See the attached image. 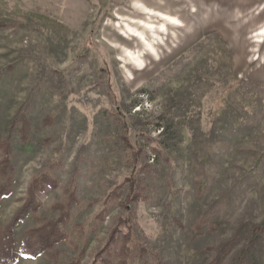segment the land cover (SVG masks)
Wrapping results in <instances>:
<instances>
[{
  "label": "rangeland",
  "instance_id": "374dc122",
  "mask_svg": "<svg viewBox=\"0 0 264 264\" xmlns=\"http://www.w3.org/2000/svg\"><path fill=\"white\" fill-rule=\"evenodd\" d=\"M143 1L0 0L15 264H264V0Z\"/></svg>",
  "mask_w": 264,
  "mask_h": 264
},
{
  "label": "crops",
  "instance_id": "0c3cea01",
  "mask_svg": "<svg viewBox=\"0 0 264 264\" xmlns=\"http://www.w3.org/2000/svg\"><path fill=\"white\" fill-rule=\"evenodd\" d=\"M161 0H146V1H143V4H141V12H142V14L143 15H146V16H148V14L145 12V13H143L144 12V9H147V10H151V11H154L155 13H158V14H164L165 16H168V17H170V18H174V19H176V20H178L180 23H181V26H176V27H182V22L179 20V19H177L176 17H174V16H172V15H168V14H166V13H164L163 11H161V10H159V2H160ZM224 2H225V4H226V6L228 7V6H230L231 5V3L230 2H232L231 0H224ZM190 3V2H189ZM228 11V10H227ZM236 11V10H235ZM170 26H175V25H170ZM264 29V28H263ZM263 29H261V31L260 32H263L262 30ZM264 37V32H263V34H257L256 35V37L258 38V37ZM256 43H258V42H256ZM259 44H261V43H259ZM264 44V43H263Z\"/></svg>",
  "mask_w": 264,
  "mask_h": 264
},
{
  "label": "trees",
  "instance_id": "16d2710c",
  "mask_svg": "<svg viewBox=\"0 0 264 264\" xmlns=\"http://www.w3.org/2000/svg\"><path fill=\"white\" fill-rule=\"evenodd\" d=\"M22 256L25 258H32L33 256L28 254V253H24L21 252ZM15 259V255L14 252L6 250V246H1L0 247V260L7 262V264H15L16 262H14Z\"/></svg>",
  "mask_w": 264,
  "mask_h": 264
},
{
  "label": "bare ground",
  "instance_id": "6f19581e",
  "mask_svg": "<svg viewBox=\"0 0 264 264\" xmlns=\"http://www.w3.org/2000/svg\"><path fill=\"white\" fill-rule=\"evenodd\" d=\"M262 31L264 32V29H263ZM263 32H261V34H263ZM263 38H264V37H261V36H260V37H258V40H257V41H258V42H262V41H264ZM144 42H145V44L149 45L148 42H147L146 40H144ZM134 56H136V55H133V57H134ZM134 58L136 59L137 57H134Z\"/></svg>",
  "mask_w": 264,
  "mask_h": 264
}]
</instances>
